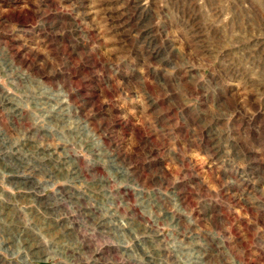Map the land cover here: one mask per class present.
Here are the masks:
<instances>
[{
    "label": "rangeland",
    "instance_id": "374dc122",
    "mask_svg": "<svg viewBox=\"0 0 264 264\" xmlns=\"http://www.w3.org/2000/svg\"><path fill=\"white\" fill-rule=\"evenodd\" d=\"M0 264H264V0H0Z\"/></svg>",
    "mask_w": 264,
    "mask_h": 264
}]
</instances>
